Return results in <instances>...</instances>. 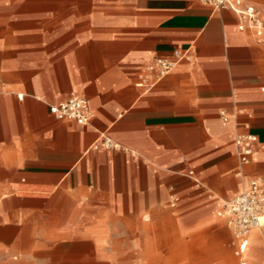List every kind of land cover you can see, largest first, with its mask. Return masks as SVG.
Returning <instances> with one entry per match:
<instances>
[{
  "label": "crops",
  "instance_id": "1",
  "mask_svg": "<svg viewBox=\"0 0 264 264\" xmlns=\"http://www.w3.org/2000/svg\"><path fill=\"white\" fill-rule=\"evenodd\" d=\"M250 1L264 20V0ZM238 24L198 0H0V264L110 257L102 243L140 241L141 220L159 216L181 179L207 198L200 211L264 182V41ZM176 51L192 62L136 87ZM72 93L88 101L90 125L49 112ZM237 134L255 137L242 169ZM167 202L181 197L170 190ZM209 222L213 246L192 264H239L225 222ZM242 260L264 264V227Z\"/></svg>",
  "mask_w": 264,
  "mask_h": 264
},
{
  "label": "built area",
  "instance_id": "2",
  "mask_svg": "<svg viewBox=\"0 0 264 264\" xmlns=\"http://www.w3.org/2000/svg\"><path fill=\"white\" fill-rule=\"evenodd\" d=\"M202 5L210 7L214 11L226 10L233 13L239 20L237 30L249 31L253 34L256 43L264 41V20L257 7L250 0H198ZM192 62L189 51H176L171 59L157 58L144 67L136 83V87L148 92L155 87L166 75H168L178 63ZM2 83L0 81V90ZM21 99L22 95L17 96ZM49 112L59 121H70L81 126L90 125L93 113L88 101L72 93L67 100L57 105L49 106ZM221 120L226 123L230 119L224 112L220 113ZM104 147H112L109 141H104ZM235 156L240 169L248 165L254 153L255 137L250 134H237L234 138ZM242 172L238 171L237 176ZM187 176L191 178L196 187L201 183L189 171ZM178 199L169 195V205L174 207ZM218 217L224 219L229 228L233 242L234 256L240 260L239 264H245L242 260L248 247V235L254 229L264 227V182L261 179H253L248 186L230 201L224 203Z\"/></svg>",
  "mask_w": 264,
  "mask_h": 264
},
{
  "label": "rangeland",
  "instance_id": "3",
  "mask_svg": "<svg viewBox=\"0 0 264 264\" xmlns=\"http://www.w3.org/2000/svg\"><path fill=\"white\" fill-rule=\"evenodd\" d=\"M183 180L179 181L181 185L167 187L156 219L143 217L141 221L144 227L140 241L102 243L101 249L111 248L113 255L98 257L94 261L86 258L48 257L47 264H192L198 259L194 257V252L206 251L213 246L209 233L214 226L209 225V221H225L217 215L223 207L196 210L193 203L199 204L207 198L190 195L183 187ZM170 190L181 197L176 209L168 206L167 196ZM201 215L208 222H200L203 219Z\"/></svg>",
  "mask_w": 264,
  "mask_h": 264
}]
</instances>
